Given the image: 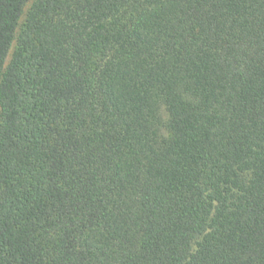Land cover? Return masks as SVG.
Here are the masks:
<instances>
[{
  "label": "trees",
  "instance_id": "obj_1",
  "mask_svg": "<svg viewBox=\"0 0 264 264\" xmlns=\"http://www.w3.org/2000/svg\"><path fill=\"white\" fill-rule=\"evenodd\" d=\"M29 1L0 0V264H264V0H34L18 32Z\"/></svg>",
  "mask_w": 264,
  "mask_h": 264
},
{
  "label": "rangeland",
  "instance_id": "obj_2",
  "mask_svg": "<svg viewBox=\"0 0 264 264\" xmlns=\"http://www.w3.org/2000/svg\"><path fill=\"white\" fill-rule=\"evenodd\" d=\"M33 1H34V0H30V1L28 2L27 6H26L25 13H24L23 17H22L21 20H20V25H19V28H18V32H19V29H20L21 25H22L23 22L25 21L26 13H27L28 9L30 8L31 4L33 3ZM15 46H16V41H14V43H13V45H12V48H11L9 54H8V57H7V60H6V64L9 63V61H10V59H11V56H12V53H13V51H14V49H15Z\"/></svg>",
  "mask_w": 264,
  "mask_h": 264
}]
</instances>
